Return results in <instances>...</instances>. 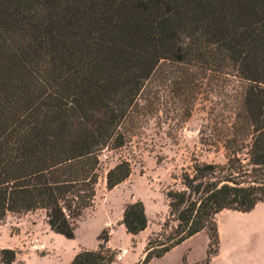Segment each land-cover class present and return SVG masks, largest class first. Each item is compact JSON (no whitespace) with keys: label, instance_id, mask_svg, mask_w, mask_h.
<instances>
[{"label":"trees","instance_id":"1","mask_svg":"<svg viewBox=\"0 0 264 264\" xmlns=\"http://www.w3.org/2000/svg\"><path fill=\"white\" fill-rule=\"evenodd\" d=\"M233 91V110L202 133L226 164L198 160L169 190V218L146 245L150 264L201 231L209 264L220 247L216 218L264 203V0H0V221L43 212L50 230L74 239L94 206L101 157L141 136L170 81L185 122L201 84ZM121 158L106 173L112 190L132 175ZM122 225H149L142 201ZM109 238L71 264H115ZM0 264H25L0 248Z\"/></svg>","mask_w":264,"mask_h":264},{"label":"rangeland","instance_id":"2","mask_svg":"<svg viewBox=\"0 0 264 264\" xmlns=\"http://www.w3.org/2000/svg\"><path fill=\"white\" fill-rule=\"evenodd\" d=\"M229 86L218 77L201 84L191 116L184 122L178 93L173 92L170 81L162 80L158 111L144 124L141 136L124 149L107 151L101 157L103 169L94 206L79 222L75 238L51 231L43 212L9 214L0 221V248L14 250L18 261L25 264H71L78 253L97 250L108 237V248L117 253L115 264H139L148 239L157 233L167 236L171 231L162 228L170 214L166 194L182 188L183 171L190 169L194 160L226 164L224 149L203 143L201 135L215 123L220 127L231 114L233 91ZM121 158L133 162L132 175L109 190L106 173ZM139 200L145 205L149 228L134 236L122 225L123 213L128 204ZM150 264L165 262L156 259Z\"/></svg>","mask_w":264,"mask_h":264},{"label":"crops","instance_id":"3","mask_svg":"<svg viewBox=\"0 0 264 264\" xmlns=\"http://www.w3.org/2000/svg\"><path fill=\"white\" fill-rule=\"evenodd\" d=\"M216 222L220 247L209 264H264V203L249 213L224 210ZM209 247L210 237L204 230L156 259L165 264H204Z\"/></svg>","mask_w":264,"mask_h":264}]
</instances>
